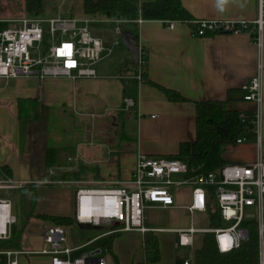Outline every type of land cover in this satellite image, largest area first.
<instances>
[{
	"label": "crops",
	"instance_id": "1",
	"mask_svg": "<svg viewBox=\"0 0 264 264\" xmlns=\"http://www.w3.org/2000/svg\"><path fill=\"white\" fill-rule=\"evenodd\" d=\"M182 1L194 19L254 20L259 14L258 0ZM81 16L90 17L92 32L113 48L110 55L96 64V77L75 80L41 79L35 75L0 77V166L10 167L8 178L15 182L40 184L43 207L40 209L38 203L40 210L35 208V213L70 215L64 201L70 194L65 189L67 184H76L77 188L126 184L133 178L139 152L176 156L180 142L195 137L196 101L226 99L230 89L242 88L252 80L259 63L263 80L262 122L256 141L248 146L251 155L245 163L254 161L259 153L264 158V26L259 47L252 41L251 29L236 33L210 31L197 36L187 22L172 29L164 20L144 19L137 25L136 33L144 51L148 77L188 98L171 101L159 87L140 80L137 72L122 71L124 65L134 62L124 42L115 44L114 19ZM94 22L100 23L99 28L95 24L93 27ZM130 27L131 24L122 26L134 34ZM126 98H133L135 105L126 108ZM254 108L248 102L243 110L252 116ZM241 137L246 141L244 135ZM173 188L175 205L147 206L145 225L150 228L147 232H154L159 239L161 258L156 264H185L186 260L194 264L195 250L202 245L207 229L217 226L211 225L207 210L191 212L188 208L191 185ZM34 218L39 222H34L32 228L41 233L44 225L52 223L31 217L27 226ZM113 225L119 226L117 222ZM191 225L200 230L193 245L188 246L190 253L186 254L181 250L186 246L179 243L178 230ZM112 226H102L105 231L83 244H78L76 239L70 242L69 237L68 243L76 251L105 236L110 241L115 229ZM220 226H224V220ZM14 231L12 228V234ZM147 232L120 231L113 238V251L122 264H152L145 262L143 242ZM98 249L102 252L99 247L94 250ZM12 250L33 249H22L21 245L20 249ZM2 251L9 264L8 255ZM26 254L39 256L24 260ZM17 257L19 264L50 262L44 254L20 253Z\"/></svg>",
	"mask_w": 264,
	"mask_h": 264
},
{
	"label": "built area",
	"instance_id": "2",
	"mask_svg": "<svg viewBox=\"0 0 264 264\" xmlns=\"http://www.w3.org/2000/svg\"><path fill=\"white\" fill-rule=\"evenodd\" d=\"M259 14L254 20L235 19H193L189 23L197 36L208 32H241L252 31V41L262 46L264 26V0H258ZM144 19L139 17L137 24ZM0 21H14L16 24L0 30V77L44 78L69 77L71 79L91 78L97 76L96 64L113 51L112 46L96 36L90 27L92 19L88 16H23L15 19L0 18ZM116 21L115 44L122 36L120 20ZM180 20H166L169 28L174 29ZM45 28L52 36L47 49H44ZM59 34L56 38L55 35ZM139 68L137 76L142 78V67L146 63L143 49L138 44ZM244 98L255 106L251 116L257 132L262 122L263 80L262 65L250 82L242 87ZM126 108L133 107V98L125 99ZM245 116L247 114L244 113ZM245 138H238V142ZM188 164L177 156H152L144 152L137 155L132 179L122 185L100 187L81 186L75 194V222H88L95 225L119 227L112 231L150 230L145 225L144 210L147 206L175 205L173 187L191 185V201L188 208L191 212L206 210L209 196H214L220 207L224 221H231L227 226L207 229L212 232L217 249L230 252L241 246L251 232L247 225L244 210L252 207L257 225L259 264H264V158L258 154L252 162L227 163L217 170L194 176L188 175ZM182 178H175L176 175ZM12 180H0V188H17L22 182L9 184ZM8 182V183H5ZM17 216L13 213L9 198L0 196V240L12 236L13 225ZM244 224V225H243ZM200 229L191 225L178 230L179 243L192 246L195 234ZM43 245L33 250H12L2 252L9 257V264H19L20 253L48 255L49 264H107L105 257L84 253L72 258L71 253L77 249L68 243L66 226L49 223L42 228ZM188 264L186 260L184 262Z\"/></svg>",
	"mask_w": 264,
	"mask_h": 264
},
{
	"label": "trees",
	"instance_id": "3",
	"mask_svg": "<svg viewBox=\"0 0 264 264\" xmlns=\"http://www.w3.org/2000/svg\"><path fill=\"white\" fill-rule=\"evenodd\" d=\"M26 10L33 16H40L45 0H25ZM83 14L90 16H104L114 20H120L121 26L131 24L134 34L137 35V23L139 17L143 19L180 20L189 22L193 15L183 4L182 0H83ZM135 43L138 45V37ZM138 63H127L122 71L131 70L137 72ZM142 78L150 81L164 91L171 101H185L187 97L178 90L168 88L152 81L147 75V64L142 67ZM236 94H240L239 98ZM243 88L230 89L226 99H205L196 101V133L192 140L180 142L176 156L188 164V175L194 176L217 170L230 163L222 151L229 145L238 143L244 132L254 128L251 116L244 115L243 109L229 108L228 104L234 100L243 99ZM11 169L8 165L0 166V179L9 177ZM39 184L32 183L20 187L22 195L29 191H37ZM10 189H0V196H8ZM207 213L212 226L222 225L220 207L217 200L211 196L207 200ZM31 217H38L55 224L70 225L74 223V217L70 215H57L45 212L35 213L33 209L24 216L21 215L19 224L8 239L0 240V250L20 249L24 230ZM251 228L249 237L241 246L230 252H220L214 241L212 232H206L202 239V245L195 250L194 264H259V248L257 225L254 221H248ZM118 228L119 226L115 227ZM120 231L112 232L107 250L112 254L113 264H122L113 251V238ZM143 249L145 262L156 264L160 261V247L158 236L154 232L144 234ZM130 264H138L132 262Z\"/></svg>",
	"mask_w": 264,
	"mask_h": 264
},
{
	"label": "rangeland",
	"instance_id": "4",
	"mask_svg": "<svg viewBox=\"0 0 264 264\" xmlns=\"http://www.w3.org/2000/svg\"><path fill=\"white\" fill-rule=\"evenodd\" d=\"M82 2L83 0H45V5L43 8V11L40 13V17L48 18L52 16H69V15H76L81 16L83 15V8H82ZM23 16H33L26 10L25 0H0V18H6V19H15ZM16 22L14 21H0V29H4L7 27L14 26ZM95 24V27L100 24L97 22L92 23V25ZM94 27V25H93ZM99 28V27H98ZM59 34H56L55 37L57 38ZM52 41V36L50 35L47 28H45V40H44V49H47L50 42ZM119 45L123 44V41L121 38L118 40ZM236 97L239 98L240 94H236ZM236 99L228 104L229 108H238V109H244L246 104L249 101L243 100V99ZM248 113V112H247ZM257 130H249L243 133L244 137H246V141L243 143H237L235 145H229L226 146V148L222 151V154L225 158L230 160V163H245L248 156L251 155V150L248 148L250 144L256 141L257 137ZM248 150V151H247ZM9 179L8 177L4 180ZM12 180V179H9ZM8 183V182H5ZM13 184L14 181L12 180L9 182V184ZM40 186V184H39ZM22 187V186H21ZM42 187V185H41ZM77 186L76 184H67L65 185V189L69 190L68 197L64 198L65 203L67 204V207L69 209L70 215L74 214V194ZM0 189H10L8 193V198L10 199L12 203L13 213L17 216V223L13 226V230H16L19 219L25 214L29 213L33 209H39L38 203L40 204V201L42 198H39L40 192L37 191H29L28 193H25L22 195L20 187L17 188H0ZM174 191V188H172ZM42 209L43 205L40 206ZM39 209V210H40ZM245 217L247 219H255L256 213L254 208L247 207L244 210ZM34 222H39L36 218L32 219L29 223V225L26 227L23 233L22 238V249H37L40 248L43 245V238L41 231H38L39 229L32 228ZM50 222V221H48ZM232 222L224 221V225H230ZM36 226V225H35ZM34 226V227H35ZM106 228H81L79 225H77L76 222L66 225L67 235L70 239V242L72 239H76L78 241V244H83L86 241L90 240L94 236L102 233L105 231ZM109 243V237L105 236L103 238H100L99 240L93 241L79 250L74 251L71 254L72 258H75L77 256H80L84 253L91 252L92 250L96 249L97 247L102 249V252H100L98 255H104L107 257L108 264H111L110 262V256L108 255L106 251V247ZM70 246H73V244H70ZM190 247H181L182 252L188 254L190 253ZM39 255H23L24 260H28V258H33ZM22 259V257H21ZM0 264H6V255L0 253Z\"/></svg>",
	"mask_w": 264,
	"mask_h": 264
},
{
	"label": "water",
	"instance_id": "5",
	"mask_svg": "<svg viewBox=\"0 0 264 264\" xmlns=\"http://www.w3.org/2000/svg\"><path fill=\"white\" fill-rule=\"evenodd\" d=\"M122 40L124 44L130 49L132 56H133V62L138 63V58H139V50H138V45L135 43L137 40V37L135 34H133L130 30H123L122 31ZM77 225H79L81 228H101L102 225H95L92 223L88 222H77ZM100 249L94 250L91 253H99Z\"/></svg>",
	"mask_w": 264,
	"mask_h": 264
}]
</instances>
